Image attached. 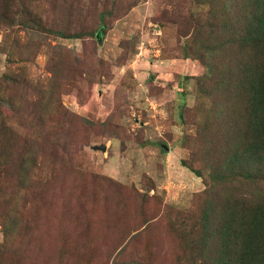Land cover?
<instances>
[{
    "label": "rangeland",
    "instance_id": "374dc122",
    "mask_svg": "<svg viewBox=\"0 0 264 264\" xmlns=\"http://www.w3.org/2000/svg\"><path fill=\"white\" fill-rule=\"evenodd\" d=\"M44 7L53 13L49 3ZM101 12L106 17L99 38L70 40L0 27V81L6 73L46 81L52 58L67 55L74 63L68 74L85 78L76 89L60 91L61 103L72 114L66 123H44L32 103L30 118L8 121L17 144L37 139L44 181L55 140L69 148L65 154L62 145L59 171L43 190L41 208L26 207L32 237L28 243L18 239L26 244L16 258L22 264H179L177 234L169 224H191L210 196L216 158L208 160L195 120L203 102L204 67L193 50L207 31L208 9L198 8L197 0H61L58 17L62 24L71 15L78 23L87 17L86 29L99 28ZM27 54L35 55L21 63ZM15 94L0 86V95ZM3 109L12 115L7 103ZM63 131L71 134L62 138ZM102 145L105 152L99 150ZM4 176L1 171L0 180ZM133 188L161 200L158 217L137 231L151 218L153 205L129 201L122 192ZM3 239L0 226V244Z\"/></svg>",
    "mask_w": 264,
    "mask_h": 264
},
{
    "label": "trees",
    "instance_id": "16d2710c",
    "mask_svg": "<svg viewBox=\"0 0 264 264\" xmlns=\"http://www.w3.org/2000/svg\"><path fill=\"white\" fill-rule=\"evenodd\" d=\"M47 3L53 11L49 15L44 10ZM60 3L61 0H0V27L16 26L70 40L98 37V32L103 35L105 12L99 15V28L89 25L86 29L87 17L84 23H78L71 15V20L63 19L62 24L58 17ZM197 7L208 12L207 31L193 46L195 60L204 67L200 92L203 102L197 106L195 120L208 160L216 161L212 164L215 171L209 175L210 196L199 214L191 217L187 226L184 221L169 224L179 243L176 259L179 264H264V0H197ZM240 9L243 11L238 15ZM32 44L27 47L31 49ZM34 55L26 59L22 56L20 62L29 63ZM51 63V78L46 81L7 73L0 81V86H9L17 95H0V172L5 175L0 180V226L4 237L0 264H22L16 258L22 255L25 240L28 243L32 237L26 207L35 204V208H41L38 202L44 200L43 190L54 182L59 171L62 145L65 154L69 150L66 142L55 140L49 150L53 152L44 164V181L37 139L24 140L19 145L10 138L16 130L8 121L21 116L30 118L31 103L39 119L51 126L66 123L64 118L72 116L60 101V91L76 89L85 78L68 74V67L72 70L74 65L70 55L52 58ZM4 103L11 116L4 112ZM68 131L60 136L69 137ZM189 168L203 177L200 170ZM238 185L246 191L242 193ZM122 193L129 201L152 202L151 218L140 222L136 231L158 217L161 200L157 195L150 198L136 188ZM169 214L165 211L166 216ZM21 238L25 239L22 246L18 241Z\"/></svg>",
    "mask_w": 264,
    "mask_h": 264
},
{
    "label": "water",
    "instance_id": "95a60500",
    "mask_svg": "<svg viewBox=\"0 0 264 264\" xmlns=\"http://www.w3.org/2000/svg\"><path fill=\"white\" fill-rule=\"evenodd\" d=\"M98 37H99V34H98ZM165 149L167 150L168 148L165 147ZM99 150H102L103 152H105L106 151V146L105 145L100 146Z\"/></svg>",
    "mask_w": 264,
    "mask_h": 264
}]
</instances>
